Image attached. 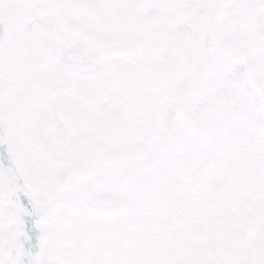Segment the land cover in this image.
<instances>
[{
	"label": "snow or ice",
	"instance_id": "obj_1",
	"mask_svg": "<svg viewBox=\"0 0 264 264\" xmlns=\"http://www.w3.org/2000/svg\"><path fill=\"white\" fill-rule=\"evenodd\" d=\"M0 264H264V0H0Z\"/></svg>",
	"mask_w": 264,
	"mask_h": 264
}]
</instances>
